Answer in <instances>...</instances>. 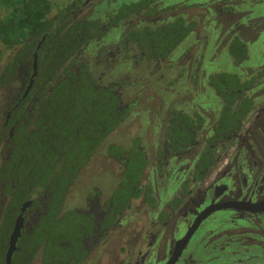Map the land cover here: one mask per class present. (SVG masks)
Listing matches in <instances>:
<instances>
[{"label":"trees","instance_id":"trees-1","mask_svg":"<svg viewBox=\"0 0 264 264\" xmlns=\"http://www.w3.org/2000/svg\"><path fill=\"white\" fill-rule=\"evenodd\" d=\"M76 1L53 11L50 0H0V40L13 49L5 64L0 65V86L8 84L24 66L28 69L22 75L26 81L35 50L38 55V72L32 87L0 133L1 138L8 140L0 165V191L11 196L0 219V240H7L4 223L12 220L13 208L35 194L41 199L34 200L39 214L18 238L11 264H31L37 253L38 264H81L133 199L143 196L149 205L156 203L152 186L143 181L149 163L147 153L140 139L134 138L128 146H107V154L119 161L121 173L111 193L102 204L98 203L99 210L62 209L79 171L132 106L121 101L118 91L125 80L102 83L92 74L87 61L78 60L76 54L105 29L141 12L144 8L139 6L147 4L146 0L123 3L104 22L99 18L75 20L71 11ZM151 10L147 8L146 13ZM193 25L194 22L185 23L177 17L155 27L132 28L118 43L126 50L134 44L147 58L162 59ZM229 50L238 60L245 54L238 39L230 43ZM209 83L223 101L213 131L231 133L251 107L248 96L235 101L243 89L251 86L252 79L243 81L236 73L224 71L211 74ZM200 123L199 115L171 110L165 131L168 149L181 153L196 143ZM208 140L212 142L214 137ZM214 162L215 154L207 145L198 156L191 177L183 182V189L168 202L172 208L182 201L186 183L203 179ZM88 196L93 207L97 205L98 191L89 190ZM4 255L0 243V264H4Z\"/></svg>","mask_w":264,"mask_h":264},{"label":"flooded vegetation","instance_id":"flooded-vegetation-1","mask_svg":"<svg viewBox=\"0 0 264 264\" xmlns=\"http://www.w3.org/2000/svg\"><path fill=\"white\" fill-rule=\"evenodd\" d=\"M73 1L74 0H70L59 7H63ZM117 1L118 0H78L73 4L74 6L72 5L74 9L71 13L75 20L99 18L101 21L106 22L109 15L113 14L121 4L138 2L140 0H119L118 3L115 4ZM146 3L145 6H139L140 8H144L141 12L131 14L121 19L112 27L105 29L101 34L103 35L113 28L116 29L118 33L119 30L121 32L117 39V43H111L110 47H113V52L110 54L114 59L113 62H108V66H112L115 59H117L120 54L121 57L129 60L130 64L139 63L136 58L146 57L138 51L134 44L127 50L120 47L118 42L128 30L144 25L155 27L180 17L185 23L190 21L194 22L193 29L182 39L184 40L196 29L198 23L204 21L203 16L210 12L208 8H213L214 12L212 10V16L214 23L216 26L220 27V38L218 41L221 42V45H224L226 42L228 52L231 55L229 45L234 39H238L245 49L244 56L239 60L231 55L236 65L241 68V72L233 71L232 73H236L243 81L252 79V84L243 89L241 96L235 103H238L242 96H248L251 99V107H249L245 115L239 121L237 129L227 134L214 132L213 128L220 115L223 101L212 85H210L209 76L224 71L210 73L207 78V83L220 100V105L218 109H216L217 111L215 112L214 107L207 106L206 102L203 104L201 102L199 104L191 103L187 108L175 109L185 112L190 116L199 115L201 117V123L197 127L196 143L185 148L181 153L177 150L171 151L168 149L165 131L168 115L171 111L160 119V123L157 124V131H154L153 141H151V150H149L150 152L147 151L139 136L133 137V139H140V144L144 147L148 159L150 160L148 168L143 175V181L152 186L156 203L153 206L149 205L143 196L133 199L131 206L121 213L115 225L106 232L104 237L92 248V250L107 236L111 229L117 230L120 227L125 228L129 224V218L126 220L125 224H123V218L128 216L133 218L134 221H137L139 225L146 227L149 237L148 242H150V244H155L153 245V249H147L145 252L138 249L134 250L132 246L127 249L120 247L119 250L116 251V256L117 258H121V261L117 262L113 260V263L166 264L173 255L177 241L184 237L197 217H200L187 242L182 247L180 254L177 255L172 264H204L205 261H211L212 258L218 260L219 264H264V208L253 209V207H250V209H248L246 207V205L255 204L264 198V62L254 68L241 65V62L247 56L249 50L248 45L254 40V37L248 35L247 31L255 30L254 28H256L257 20L264 21V15L253 12V8L264 7V0H146ZM94 4H101L102 6L99 8L104 6L101 12L97 11L98 9L93 6ZM147 8L152 9L150 13H146ZM195 10L200 11L202 14H195ZM95 12L96 15L93 14ZM244 18L246 19L244 20ZM134 19H136L137 22L129 25V22ZM252 34H257L256 30ZM195 36L196 33L193 35V38ZM43 40L44 37H42V40L37 44V49L40 47ZM177 45L174 48H176ZM173 49L165 58L154 59L146 57V59L152 64L158 62L163 69L170 66L172 63L187 66V60L191 59L186 55L187 50L185 49L183 54L177 52L171 57L170 53ZM35 52L37 54V50H35L34 53ZM104 53L107 55L109 52H103V54ZM103 54L99 57L100 63L106 59L103 58ZM76 57L78 60H86V54H83V52L76 54ZM146 59H143L141 62ZM191 60L194 61V59ZM5 62L2 64L0 63V65L5 64ZM32 64L33 59L31 62V73L27 75L28 78L26 81H24L22 75L27 74L26 70L28 69L24 66L22 70L16 72L17 75L12 77L8 84L0 86L2 88L12 86L6 98L0 102V133L8 124L12 114L11 112L16 110L22 98L27 95L32 87L34 77L38 72V60L36 74L34 76H32ZM103 64L107 65L104 62ZM95 70H97L96 73L99 75L97 76L95 73L96 75L94 74V76L101 77L104 73V70L100 69L98 66L95 67ZM31 76L32 83L28 88ZM119 79L125 80V82L118 87L120 93V88L129 83V80L124 77ZM135 80V82L138 80L144 81L146 83L145 85H147V87L149 86V79L147 77L144 79L138 78L137 76ZM192 84H194V82ZM201 85L200 88L203 89ZM121 101L123 103H131L127 99H121ZM141 101H145L146 106L148 105L146 93L143 94ZM132 108L133 105L131 106L130 112ZM136 116L139 118L138 115ZM8 130H11V128H8ZM209 137H214V141L209 142ZM7 141L8 140L0 137V165L3 160V152L7 150V148L5 149V142ZM207 145L212 148L215 154L213 166L203 179H191L186 183L187 190L182 197V201L172 208L168 202L173 200L174 196L183 189V182L191 177V173L196 167V160ZM92 155L88 163H90ZM167 187H171V191L165 194V188ZM92 189L98 191L97 205L93 207L94 203H91L92 201L89 200L88 192L86 206H70V208L77 207L89 209L91 207L94 210H99L98 203L102 204L107 196L102 195L98 187L89 190ZM95 196L96 195H94V197ZM9 198H11L10 194L4 196L0 191V219L2 217L4 205L9 202ZM35 199L41 200L38 194H35V197H28L22 200L17 205L16 209L13 208L15 213L13 214L12 220L4 223V233H7V240L4 242V240L1 239L0 243H2L5 253L8 248L9 237L13 230L16 217L19 214L23 217L20 235L22 231L29 226V222L37 218L39 207L33 206ZM28 200H30V204L22 210L21 207L23 203ZM140 200L142 202L141 207L136 208L137 210L133 209L137 204L136 202ZM211 204H216L217 207L202 216L201 212ZM62 209L64 210L66 208L62 206ZM211 216L212 218L210 219ZM207 219L212 221L208 222L209 224L204 228V222ZM196 234H198V237L195 239ZM157 237L158 239L156 240ZM89 255L82 263L90 264V260L94 261L93 255ZM147 256L150 258L147 259ZM36 258H38V261L35 264H38L40 262V253H37L33 260ZM33 260L32 263L34 264L35 260ZM146 260L148 262H146Z\"/></svg>","mask_w":264,"mask_h":264},{"label":"rangeland","instance_id":"rangeland-1","mask_svg":"<svg viewBox=\"0 0 264 264\" xmlns=\"http://www.w3.org/2000/svg\"><path fill=\"white\" fill-rule=\"evenodd\" d=\"M50 1L52 2V10L55 11L56 8L70 0ZM93 6L100 12L104 7L99 8L102 6L101 4H94ZM253 9V12L264 15V7L261 6V8ZM208 10L210 12L203 16L204 21L198 23L196 29L170 53V56L173 57L177 52L183 54L186 49V55L194 59V61L188 59L187 66L172 63L163 69L161 64L158 62L152 64L150 61H147L146 57L136 58L139 63L130 64L129 60L121 57V54L115 59L112 66H108V62H113L114 59L110 54L113 52V47H110L111 43H117V39L121 33L120 30L118 33L114 28L99 38L89 41L77 53L83 52V54H86V61L93 75L97 71L95 70L97 66L104 70L103 75L98 77L100 81L109 82L122 77L129 80V83L120 88V93L121 99L130 101L133 108L129 115L103 139L93 153L90 163L79 171L65 196L63 208L86 206L88 190L94 187H98L102 195L108 196L111 193L119 180L120 169L119 162L107 154V146L110 143L128 146L133 137L139 136L147 151L150 152L151 141H153L154 131H157V124L172 109H183L189 107L191 103L199 104L201 102L203 104L206 102L207 106L214 107L215 112L217 111L216 109L220 105V100L207 83L208 75L219 71L241 72V68L233 61L228 52L226 42L224 45H221V42L218 41L220 38V27L214 23L212 16L214 12L213 8H208ZM96 12L93 14L96 15ZM194 13L197 15L202 14L196 10ZM136 22V19L131 20L129 25ZM254 29L257 34H252L255 30L247 31V34L252 35L254 40L248 45L247 56L241 62V65L251 66L252 68L258 67L264 62V21L257 20L256 28ZM195 33L196 36L193 38ZM0 51V63L2 64L8 59L13 49L6 47L0 40ZM107 51L109 52L107 55L106 53L103 54V52ZM101 54H103V58H106L103 62L107 65L103 64V62H101L102 64L100 63L99 57ZM143 59L146 60L141 62ZM96 74L97 76L99 75L98 73ZM137 76L144 79L147 77L149 79V86L147 87L144 81L138 80L135 82V77ZM193 82L194 84H192ZM200 85L203 86V89L200 88ZM11 87H0V102L6 98ZM144 93L148 97L147 106L145 101H141ZM169 191H171V187L165 188V194ZM136 203L133 209L141 207V200ZM128 218L129 224L125 228L111 229L107 236L91 251L90 255H93L94 261L90 260V264H114L113 260L120 262L121 258H117L116 256V251L120 247L127 249L132 246L134 250L138 249L142 252H145L147 249H153L155 243L150 244L148 242L149 237L146 227L139 225L137 221L128 216L123 218V224H125ZM210 219L204 222V228L209 224L208 222L212 221ZM196 237H198V234H196L195 239ZM146 258L150 257L147 256ZM34 260L35 264L38 258ZM146 262L148 261L146 260ZM204 264L219 263L218 260L212 258L211 261H205Z\"/></svg>","mask_w":264,"mask_h":264},{"label":"water","instance_id":"water-1","mask_svg":"<svg viewBox=\"0 0 264 264\" xmlns=\"http://www.w3.org/2000/svg\"><path fill=\"white\" fill-rule=\"evenodd\" d=\"M32 67H33V73H32V76H34L36 74V68H37V54L36 52L34 53V58H33V64H32ZM32 76L30 78V81H29V85H28V88L30 87L31 83H32ZM30 204V200L28 201H25V203H23L21 209L24 210L25 207L27 205ZM217 207V205H209L207 206L202 212H201V215L204 216L206 213L214 210L215 208ZM246 207L248 209H250V207H253V209H256V208H261L263 207L264 208V198L255 203V204H252V205H246ZM200 219V217H197L196 221L192 224V226L190 227V229L187 231V233L184 235L183 238L179 239L176 243V247H175V250L173 252V255L171 256V258L169 259V261L166 263V264H172V262L175 260V258L177 257L178 254H180V251L182 249V247L185 245V243L187 242L189 236L191 235L192 231L194 230L196 224H197V221ZM23 225V217L21 214H19L16 219H15V223H14V227H13V230L10 234V237H9V241H8V248H7V251L5 253V260H4V264H11V258H12V254L14 252V250L16 249V241L20 235V230H21V227Z\"/></svg>","mask_w":264,"mask_h":264}]
</instances>
